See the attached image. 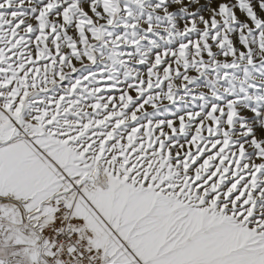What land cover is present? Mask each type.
I'll list each match as a JSON object with an SVG mask.
<instances>
[{
    "label": "snow or ice",
    "instance_id": "snow-or-ice-1",
    "mask_svg": "<svg viewBox=\"0 0 264 264\" xmlns=\"http://www.w3.org/2000/svg\"><path fill=\"white\" fill-rule=\"evenodd\" d=\"M0 264H264V0H0Z\"/></svg>",
    "mask_w": 264,
    "mask_h": 264
}]
</instances>
